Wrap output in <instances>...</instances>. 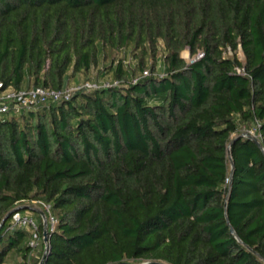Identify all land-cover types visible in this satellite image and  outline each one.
I'll list each match as a JSON object with an SVG mask.
<instances>
[{"label": "trees", "instance_id": "obj_1", "mask_svg": "<svg viewBox=\"0 0 264 264\" xmlns=\"http://www.w3.org/2000/svg\"><path fill=\"white\" fill-rule=\"evenodd\" d=\"M94 69L118 84L0 117V222L56 220L36 264H264V0H0V91Z\"/></svg>", "mask_w": 264, "mask_h": 264}, {"label": "built area", "instance_id": "obj_2", "mask_svg": "<svg viewBox=\"0 0 264 264\" xmlns=\"http://www.w3.org/2000/svg\"><path fill=\"white\" fill-rule=\"evenodd\" d=\"M201 56L202 54H199L197 58H200ZM193 60L189 62H192ZM143 74L146 75L147 71H144ZM117 84V81H106L102 83L85 81L73 86L67 85L60 90L46 89L34 86L24 87L20 89L8 88L0 91V117L5 115L18 116L25 112L35 111L48 102L68 100L72 92L79 89H93L98 88L99 86L105 87ZM35 204L38 206L39 210L43 212L44 217L47 221L46 241H44L43 234L39 236L37 219L34 213L29 210L18 211L11 214L7 229L12 230L13 228H20L29 230L31 236L27 239V245L31 249H35L37 248L39 242H41L43 247L46 248L48 246V232H51L53 230L56 220L51 215L48 205L40 202ZM39 216L41 219V223H43V217L40 214ZM24 264H28V261H26Z\"/></svg>", "mask_w": 264, "mask_h": 264}, {"label": "rangeland", "instance_id": "obj_3", "mask_svg": "<svg viewBox=\"0 0 264 264\" xmlns=\"http://www.w3.org/2000/svg\"><path fill=\"white\" fill-rule=\"evenodd\" d=\"M199 54H195L193 56H190L189 52L187 50H183L181 52V57L184 58L187 62H189L193 59H196ZM159 55H161V53H159L157 55V57ZM237 56L240 60L243 58L242 53L240 51L237 53ZM125 61H126V64H129V66H131L133 64V62L131 60H129L128 55H127V57H125ZM102 72L104 73V75H102L103 74ZM102 72L99 73V70L94 69L92 71V73L89 72L85 76L77 75L68 81V85L73 86V85H76L78 83L84 82L86 77L93 78L94 79L93 81L98 80V82H100V81H103L102 78H104L106 75V77L104 79L109 80L110 75L108 74V71L102 69ZM27 204H25V205H27ZM34 204H35L34 202L29 203L30 207H34ZM27 241L28 240L25 239L26 244H27ZM36 249L37 250H32L29 254V257H27L26 261H28V264H36L38 262V260L40 258V254L42 252V243L41 242H39ZM22 262H23V260H22V258H20V256H18L17 254H10L7 264H21Z\"/></svg>", "mask_w": 264, "mask_h": 264}, {"label": "water", "instance_id": "obj_4", "mask_svg": "<svg viewBox=\"0 0 264 264\" xmlns=\"http://www.w3.org/2000/svg\"><path fill=\"white\" fill-rule=\"evenodd\" d=\"M242 136H245V137L249 138L250 140H252L253 143H254V144H255V145H256V146H257V147L263 152V154H264V149H263L261 143L258 141V139H257L255 136L249 134L248 132H244V133H242ZM230 145H231V142L228 144L227 155H228V157H229L230 167H231V169H232V168H233V161H232V159H231V157H230V152H229V147H230ZM230 177H231V174H230ZM28 209H30V207H28V206H19V207H16V208L10 210V211L4 216V218L2 219V221L0 222V227H2V225L4 224V222H5L8 218H10L11 214H13V213H15V212H18V211L28 210ZM38 213L43 217V223H42V234H43V236H44V241H46V240H47V221H46V219H45L44 214H43L42 211L38 210ZM230 231H231V233L236 237V234H235V232L233 231V229H232L231 227H230ZM45 251H46V248H44V254H43V257L45 256V253H46ZM41 263H42V260L39 262V264H41ZM142 264H163V263H158V262H145V263H142Z\"/></svg>", "mask_w": 264, "mask_h": 264}, {"label": "crops", "instance_id": "obj_5", "mask_svg": "<svg viewBox=\"0 0 264 264\" xmlns=\"http://www.w3.org/2000/svg\"><path fill=\"white\" fill-rule=\"evenodd\" d=\"M23 206H24V205H23ZM25 206L30 207L29 203H28L27 205H25ZM28 210L31 211L32 213H38L39 208H38L37 205L34 204V207H30V209H28ZM38 214H39V213H38ZM34 215H35V214H34ZM35 217H36V215H35Z\"/></svg>", "mask_w": 264, "mask_h": 264}]
</instances>
